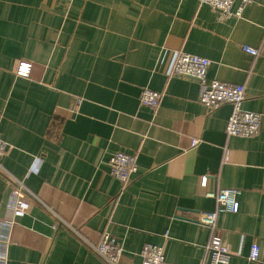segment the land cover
<instances>
[{
    "label": "crops",
    "instance_id": "obj_1",
    "mask_svg": "<svg viewBox=\"0 0 264 264\" xmlns=\"http://www.w3.org/2000/svg\"><path fill=\"white\" fill-rule=\"evenodd\" d=\"M178 53L210 61L206 82L244 87L257 136L225 135L231 106L200 104V84L170 74ZM144 88L162 94L156 108L140 105ZM0 139L16 180L0 173V264H103L85 241L104 234L121 242L119 264H140L145 244L168 264H201L213 233L229 264H264V0L224 20L199 0H0ZM115 152L136 157L125 185L109 173ZM223 189L240 192L238 212L212 232L194 218Z\"/></svg>",
    "mask_w": 264,
    "mask_h": 264
},
{
    "label": "built area",
    "instance_id": "obj_2",
    "mask_svg": "<svg viewBox=\"0 0 264 264\" xmlns=\"http://www.w3.org/2000/svg\"><path fill=\"white\" fill-rule=\"evenodd\" d=\"M200 3L208 5L216 12L219 20L230 18L231 16L240 17L242 11L248 6L252 0H199ZM237 4L235 10L232 6ZM242 51L250 56H256L257 50L242 46ZM210 65V61L206 58L194 56L186 53L176 54L170 69L173 76L194 79L200 84L198 94V102L202 104L208 111L218 109L224 104L231 106V113L224 126V132L227 137L253 138L258 135L261 127V114L246 111L242 108L244 101V87L241 85L228 84L225 82L212 80L206 82V71ZM32 63L21 60L17 62L15 67V75L19 78H28L30 76ZM162 94L151 91L147 88L142 89L139 96V103L143 107L154 109L158 106ZM198 144L197 140H192L191 146ZM5 143L0 139V157L2 156ZM227 160V155L223 161ZM109 173L121 184L125 185L129 182L132 174L136 172V157L134 154H126L123 152H115L108 161ZM0 173L5 174L7 178L13 179L1 166ZM13 181H16L13 179ZM18 187L10 192L12 200L13 215L16 217L23 216L28 209L26 201V189L19 183ZM206 178H202L200 186L204 188ZM240 192L236 189H223L216 194L205 193L206 197L212 198L216 207L213 211L197 212L194 220L202 227L215 231L217 216L221 212L237 213L238 202L237 197ZM88 248L97 256L103 264H119L122 257V245L114 236L104 234L99 242L91 244L85 241ZM207 254V262L201 264H229L232 257L231 252L222 244L220 238L212 234L207 246L205 247ZM258 259V246L253 243L250 248L248 261L254 262ZM140 264H168L163 255L161 246L145 244L140 251Z\"/></svg>",
    "mask_w": 264,
    "mask_h": 264
}]
</instances>
